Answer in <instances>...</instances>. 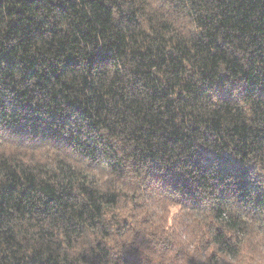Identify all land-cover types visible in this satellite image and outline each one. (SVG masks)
Instances as JSON below:
<instances>
[{"label":"trees","instance_id":"16d2710c","mask_svg":"<svg viewBox=\"0 0 264 264\" xmlns=\"http://www.w3.org/2000/svg\"><path fill=\"white\" fill-rule=\"evenodd\" d=\"M0 264H264V0H0Z\"/></svg>","mask_w":264,"mask_h":264}]
</instances>
